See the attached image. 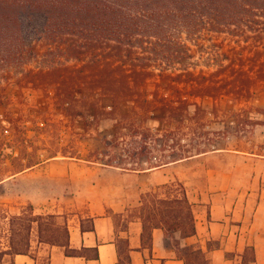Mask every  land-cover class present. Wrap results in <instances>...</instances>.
Returning a JSON list of instances; mask_svg holds the SVG:
<instances>
[{
    "label": "trees",
    "instance_id": "trees-1",
    "mask_svg": "<svg viewBox=\"0 0 264 264\" xmlns=\"http://www.w3.org/2000/svg\"><path fill=\"white\" fill-rule=\"evenodd\" d=\"M222 36V41H213ZM150 82L154 92L148 89ZM13 83L20 88L53 85L65 98L85 88L112 98L108 109L143 103L150 114H155L150 104L159 99L172 120L177 111L186 114L181 121L197 118L202 110L209 114L200 104L205 97L250 100L258 86L264 87V0H0L1 100ZM164 84L172 89L163 91ZM133 124L132 133L140 132ZM118 126L128 129L125 123ZM149 130L181 148H159L165 152L159 155L149 150L148 141H134L131 146L140 152L129 150L128 156H145L144 164L135 159L129 167L108 147L97 151V161L144 170L210 150L185 148V139L173 126ZM140 135L152 136L145 131ZM178 185L181 198L154 193L152 206L143 214L169 230L182 228L192 235L195 218L183 184ZM56 219L55 214H37L31 204L20 213L0 211V264H15L18 254L31 255L35 232L41 241L67 242L68 227L64 224V237L59 236ZM180 255L186 264H211L200 247L184 248Z\"/></svg>",
    "mask_w": 264,
    "mask_h": 264
},
{
    "label": "crops",
    "instance_id": "crops-1",
    "mask_svg": "<svg viewBox=\"0 0 264 264\" xmlns=\"http://www.w3.org/2000/svg\"><path fill=\"white\" fill-rule=\"evenodd\" d=\"M208 101L218 103L200 100L215 119L207 127L220 131L208 151L136 170L104 165L86 148L80 157L53 156L1 181L51 182L52 195L38 191L28 204L63 218L69 230L64 243L41 241L35 232L32 254L16 255L15 264H186L180 253L187 247L202 248L211 264H264L263 146L240 147ZM178 182L195 218L192 235L143 214L147 194Z\"/></svg>",
    "mask_w": 264,
    "mask_h": 264
},
{
    "label": "rangeland",
    "instance_id": "rangeland-1",
    "mask_svg": "<svg viewBox=\"0 0 264 264\" xmlns=\"http://www.w3.org/2000/svg\"><path fill=\"white\" fill-rule=\"evenodd\" d=\"M223 38L225 36L213 41L220 42ZM204 41L208 45L212 42ZM225 42L228 47L232 44L230 39ZM169 88L171 87L164 84L162 90L166 91ZM148 89L154 92V82L149 83ZM3 94L5 97L0 99V181L53 156L80 157L82 153L86 154V148L91 150L88 154L90 158L96 159L97 151H105V147H108L107 150H111L112 155L117 156L119 161L126 165L135 159L144 164L147 159L145 156L137 158L128 156L129 150L133 153L140 152L134 147L135 145L131 146L134 141L140 144L148 141L149 150L159 155L165 153L159 151V148L171 149L169 145L176 149L181 148L176 142L174 144L170 140L165 141L166 136L152 135L153 132L149 130L152 127L156 129L175 127L179 133L178 137L185 139V148L211 149L218 137L214 132L217 130L207 127L208 123L215 121L213 115L206 114L202 110L197 118H186L181 121L185 113L177 111L174 112L172 120L171 116L166 115L164 102L159 99L153 100L150 104L151 109H155V114H150L147 109L149 105L143 103L139 105L136 103L134 108L131 103H122L119 107L108 109L107 107L114 103L112 98H103L85 88H77L75 97L65 98L57 95V88L53 85L42 88H20L13 83L7 85ZM207 106L217 113L216 117L227 123L226 130L230 131L240 147L251 148L252 145L258 144L263 146L262 150L258 151L264 154V87L262 85L256 88L250 100L238 101L225 97L219 99L217 106L213 107L211 101L206 102ZM194 109V106L191 107V111ZM118 119L119 123L128 125V129L119 130ZM133 122L135 127H141L140 132L145 131L152 136L147 139L140 135V132L132 133ZM119 137L120 142H125L122 147L118 146ZM107 141L112 142L106 145ZM156 142L160 145L156 146ZM79 150L82 152L80 153ZM38 191H43L45 196L52 195L54 185L46 181L20 183L17 180L0 185V211L21 212L30 205L27 196ZM152 193L154 194L151 192L145 197L146 207L151 206L150 202L154 199ZM167 193L181 197L182 189L175 183L168 189L161 188L157 192L160 196ZM45 206L53 209L54 204L51 201V204ZM181 206L187 217L186 205ZM55 226L61 228L57 234L64 237L62 231L64 219H56Z\"/></svg>",
    "mask_w": 264,
    "mask_h": 264
}]
</instances>
